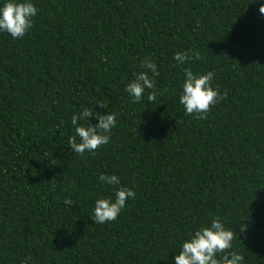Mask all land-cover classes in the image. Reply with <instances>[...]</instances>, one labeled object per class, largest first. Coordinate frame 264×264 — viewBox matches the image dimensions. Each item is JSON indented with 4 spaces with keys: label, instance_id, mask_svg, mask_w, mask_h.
I'll list each match as a JSON object with an SVG mask.
<instances>
[{
    "label": "trees",
    "instance_id": "obj_1",
    "mask_svg": "<svg viewBox=\"0 0 264 264\" xmlns=\"http://www.w3.org/2000/svg\"><path fill=\"white\" fill-rule=\"evenodd\" d=\"M31 2L23 38L0 32V264H175L216 217L239 234L243 264H264V0ZM189 49L200 59L178 64ZM145 57L156 100L146 89L133 103L125 88ZM185 68L212 71L226 93L207 119L179 102ZM86 107L117 123L81 156L67 143ZM101 174L136 193L104 224L90 217L114 199Z\"/></svg>",
    "mask_w": 264,
    "mask_h": 264
},
{
    "label": "clouds",
    "instance_id": "obj_2",
    "mask_svg": "<svg viewBox=\"0 0 264 264\" xmlns=\"http://www.w3.org/2000/svg\"><path fill=\"white\" fill-rule=\"evenodd\" d=\"M257 0H250L256 3ZM249 3V4H250ZM259 12L264 16V3L260 4ZM38 9L31 0H4L0 5V32L10 34L13 39L23 38L26 32L33 26V18L37 15ZM174 60L178 64H185L193 58L200 59V53L192 52L191 49L183 52H176ZM140 66L147 71L134 73V79L127 84L125 91L132 97V102H139L146 89H155V77L159 75L156 64L148 57L140 61ZM151 72L150 76L148 73ZM185 79L182 83V93L179 102L184 106L185 114L194 116L196 119H207L211 111L219 100L226 98V93L221 94L219 88L212 86L214 73L208 71L205 74H194L191 68H185ZM147 101L152 103L156 100V92L150 91ZM101 108H106L100 103ZM95 116L98 123L91 124L86 118ZM83 120L87 126H83L78 121ZM71 123L75 129V135L71 136L67 145H70L72 152L84 155L85 152L95 154L96 150L109 143L110 133L116 126V114H103L94 111L92 108H84L78 115H73ZM79 138V141L77 140ZM99 180L115 188L114 199L98 198L92 215L94 223L104 224L115 221L121 211L125 208L129 198H135L136 193L132 188L120 186V178L115 175L101 174ZM64 204L71 206L74 204L71 198H65ZM239 224L240 233L246 238L247 224ZM238 233L225 227L219 217L212 219L210 226L197 228L190 238L183 241L179 254L174 257L175 264H243L244 256L238 252L230 251L232 242L238 239ZM219 254V255H218ZM32 259L28 256L24 264Z\"/></svg>",
    "mask_w": 264,
    "mask_h": 264
}]
</instances>
